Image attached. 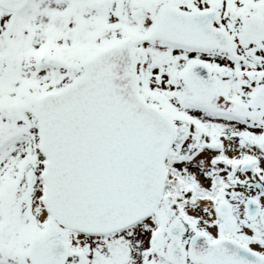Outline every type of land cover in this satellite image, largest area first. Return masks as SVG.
I'll return each mask as SVG.
<instances>
[{
	"label": "snow or ice",
	"instance_id": "1",
	"mask_svg": "<svg viewBox=\"0 0 264 264\" xmlns=\"http://www.w3.org/2000/svg\"><path fill=\"white\" fill-rule=\"evenodd\" d=\"M0 264H264V0H0Z\"/></svg>",
	"mask_w": 264,
	"mask_h": 264
}]
</instances>
